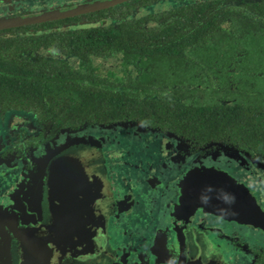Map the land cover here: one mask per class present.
I'll use <instances>...</instances> for the list:
<instances>
[{
    "label": "flooded vegetation",
    "instance_id": "af4514ba",
    "mask_svg": "<svg viewBox=\"0 0 264 264\" xmlns=\"http://www.w3.org/2000/svg\"><path fill=\"white\" fill-rule=\"evenodd\" d=\"M193 5L201 6L208 31L220 30L218 44L186 46L184 55L169 61L141 56L126 62L117 52L120 48L111 54L116 34L157 32L162 18H176L179 9ZM23 19L35 21L1 26L0 39L43 37V44L30 47V55H21L44 68L43 74L51 66L66 67L60 80L89 90L101 88L104 81L112 84L115 77L127 84L130 74L131 80H143L137 90L129 89L140 101L185 104L186 112L197 104L227 102L252 107L241 113H264V0H0V22ZM121 23L137 31L123 32ZM101 44L106 45L105 56L95 54L98 48L103 51ZM38 60L50 64L43 67ZM153 110L141 117L140 110H126L115 122L68 127L39 118L51 113L47 104L32 106L3 97L0 208L13 212L15 204L24 203L29 221L40 219L44 228L55 229L65 212L80 206V197L71 189L75 182L59 185L47 173L40 179L39 164L49 150L69 140L91 138L101 146L120 207L108 222L119 262L198 264L191 256L177 254L166 260L168 254L163 253L179 242L182 230L195 229L217 247L227 264H264V226L241 223L192 200L205 180L230 178L251 193L264 220V134L212 135L194 126L156 122L150 119Z\"/></svg>",
    "mask_w": 264,
    "mask_h": 264
},
{
    "label": "trees",
    "instance_id": "16d2710c",
    "mask_svg": "<svg viewBox=\"0 0 264 264\" xmlns=\"http://www.w3.org/2000/svg\"><path fill=\"white\" fill-rule=\"evenodd\" d=\"M200 14L201 6L199 5L184 7L176 12V18H162L157 32L142 30L141 33L133 35L116 34L113 38L111 54L120 48L121 51L117 52L123 54L126 62L137 61L141 56L152 57L154 61H169L174 55H184L183 49L186 46L191 45L193 49H198L205 44H218L221 38L220 30L214 28L208 31ZM127 24L121 23L123 32L137 31ZM38 43H44L43 37L16 36L0 39V79H2L0 99L5 97L6 100L14 103L39 107L47 104L51 113L47 117L39 118H47L54 125L70 127V125L78 126L83 123L106 124L123 118L125 115L123 112L126 110H140L138 112L141 113V117L142 113L151 108L154 110L150 119H155L162 124L181 123L198 127L199 131L207 130L212 135L264 134V131H252L248 128H264V113L259 115L246 114L245 111L241 113L244 109L252 108L247 104L235 106L227 102L224 104L210 102L206 105L197 104L189 107L186 112L185 104L140 101L135 96L131 97L133 92L129 89L137 90L141 87L143 80L139 82L131 80L130 74L127 76V84L124 82L125 79L115 77L112 84L104 81V86L95 87L94 90H89L81 83L60 80L61 74L68 72L66 67L51 66L53 72L43 74L41 71L44 68L40 65L33 66V61H28L21 56L30 55L33 50L30 47L34 48ZM97 45L100 46V43L98 42ZM101 47L100 50L103 51H99L98 48L95 54L105 56L106 45L101 44ZM38 61L43 67L50 64L49 61ZM3 71L11 72V75H5ZM87 93L91 95L88 96ZM132 116L138 115H127L128 118Z\"/></svg>",
    "mask_w": 264,
    "mask_h": 264
},
{
    "label": "water",
    "instance_id": "95a60500",
    "mask_svg": "<svg viewBox=\"0 0 264 264\" xmlns=\"http://www.w3.org/2000/svg\"><path fill=\"white\" fill-rule=\"evenodd\" d=\"M78 11L81 9H76ZM46 17L50 15L40 19ZM32 21L35 20L0 22V27ZM84 152L87 157L80 159V162H85L89 167L87 173L91 176L92 190L96 192L90 200L86 196L89 192L82 189L80 192L75 191L78 181L72 167L67 163H58L59 158H66L74 153L83 155ZM91 165L100 169L104 167L101 147L97 141L84 138L68 141L39 164L40 179L43 174L50 176L52 172L55 176L61 174L64 183L68 180L75 182L71 189L79 195L80 206L75 210L71 207L68 214L65 212V216L60 218L63 221L56 224L55 229L50 226L44 228L40 219L29 221V213L24 203L15 204L13 212L0 208V264H123L118 261L108 234L109 219L115 212L120 211V207L115 201L109 182L103 176L102 182H95ZM81 177L82 181L87 180L85 176ZM227 198L230 203H227ZM192 200L195 205L215 213H225L241 223L264 226L260 205L244 186L230 178L205 180L198 195H192ZM181 232L179 242L171 249L163 251L168 254L166 260H173L174 254L190 257L192 252L196 255L191 258L198 261V264H226L217 247L199 231L184 229ZM53 234L54 237H49ZM189 238L195 241L192 246L188 245Z\"/></svg>",
    "mask_w": 264,
    "mask_h": 264
},
{
    "label": "rangeland",
    "instance_id": "374dc122",
    "mask_svg": "<svg viewBox=\"0 0 264 264\" xmlns=\"http://www.w3.org/2000/svg\"><path fill=\"white\" fill-rule=\"evenodd\" d=\"M76 139H79V138H76ZM85 139V138H84ZM89 139H91V138H89ZM73 140H75V139H73ZM88 140V139H87ZM93 140V139H92ZM69 141H72V140H69ZM95 141V140H94ZM68 142V141H67ZM66 142V143H67ZM65 143V144H66ZM61 147H63V146H61ZM61 147H57V148H55V149H52V150H49L48 152H47V155H46V158L45 159H48V157L54 152V151H56V150H58L59 148H61ZM101 147V146H100ZM101 151H102V149H101ZM82 156V157H81ZM87 157V153H83V155H81V154H79V153H74L73 155H70L69 157H66V158H59V164L60 163H67V164H69L71 167H72V169H73V171H74V173H75V177L77 178V180L76 181H78V184H77V190L80 192V189H82L84 192H89V193H86L87 195V198L90 200V198L92 197V195H96L95 193L96 192H94L93 190H92V186H91V176L90 175H88L89 173H87L88 172V170H89V167L85 164V162H80V159H85ZM102 157H103V165H104V167L102 168V169H100L98 166H96V165H91V173H92V177L95 179V182H97V183H100V182H102L103 180H102V176H103V178H105L108 182H109V184H110V179H109V177H110V175H109V173H108V170H107V166H106V161H105V157H104V155H103V151H102ZM54 173H50V179H51V181H53V182H55V181H58L60 184L61 183H63V177H62V175L61 174H59V175H54ZM81 175H83V176H85L86 177V181L84 182V181H82V177H81ZM55 177V178H54ZM73 180H75V178L73 179ZM59 184V185H60ZM95 188V187H94ZM110 188H111V184H110ZM112 191V190H111ZM188 245H193L194 243H195V241L192 239V238H189L188 240ZM209 241V240H208ZM210 242V241H209ZM211 243V242H210ZM115 250V249H114ZM116 254H117V252H116ZM221 254V253H220ZM190 255L192 256V257H195V253H190ZM222 255V254H221ZM222 257H223V255H222ZM223 259H224V257H223ZM224 261H225V259H224ZM226 262V261H225ZM226 264H227V262H226Z\"/></svg>",
    "mask_w": 264,
    "mask_h": 264
}]
</instances>
